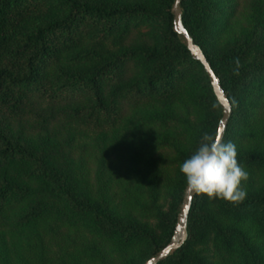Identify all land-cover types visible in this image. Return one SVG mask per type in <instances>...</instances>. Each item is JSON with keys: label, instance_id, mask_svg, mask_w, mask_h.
I'll list each match as a JSON object with an SVG mask.
<instances>
[{"label": "trees", "instance_id": "1", "mask_svg": "<svg viewBox=\"0 0 264 264\" xmlns=\"http://www.w3.org/2000/svg\"><path fill=\"white\" fill-rule=\"evenodd\" d=\"M175 1L0 0V264L13 255L46 264L54 247L145 264L171 242L187 188L171 167L192 155L184 137L197 149L223 116L203 65L174 30ZM182 9L233 107L223 141L235 143L245 169L264 170V0H183ZM242 14L248 25L223 42ZM143 109L142 123L158 127L150 149L103 143L95 157L78 143L92 135L102 145L105 130ZM155 144L174 153L155 157ZM121 161L135 195L127 187L117 197L105 181ZM250 187L240 204L196 193L188 240L162 264H264V188ZM170 189L169 216L159 202Z\"/></svg>", "mask_w": 264, "mask_h": 264}, {"label": "rangeland", "instance_id": "2", "mask_svg": "<svg viewBox=\"0 0 264 264\" xmlns=\"http://www.w3.org/2000/svg\"><path fill=\"white\" fill-rule=\"evenodd\" d=\"M247 20L246 15L242 14L236 19V21L233 23V26L229 30L228 34L224 37L223 42L229 41L233 36H236L238 33H240L242 27L247 26ZM191 112V110H190ZM145 114L146 109H143L141 112H139L138 117H132L127 122L124 123L122 127L119 128V130H105L103 132V140L100 141L102 145L95 146V143L97 142L96 139H93V136H86L82 135L78 138L79 144H86L87 147L90 149L91 153H94L95 157L98 156V154H101L100 149L103 147V143L106 145H110L113 143L123 142L124 147L128 148L130 146H133L136 148V150L140 151L143 148L150 149L151 140L153 139V134L158 131V127H149L148 125H144L142 121H145ZM192 118L194 119V115H192ZM137 126H140L141 129L137 130ZM156 128L157 130H154ZM193 139L192 136L184 137L183 139V145L184 150L187 153L193 154L197 149L198 143L196 141H191ZM160 140V139H159ZM162 140V139H161ZM159 149H153V155L155 157H160L161 155H165L166 153L172 154L174 153V150L172 148H160L161 145L157 146ZM101 147V148H100ZM111 160L108 163L111 164L112 161L115 159V156L113 154L110 155ZM177 157V156H176ZM95 159L91 160V179L92 182L95 183V173L97 170V165L95 162ZM114 163V162H113ZM126 162H115L112 166V168L109 171L105 172V181L110 183V188L112 194L118 197V195H124L125 192L128 189H132L131 195H135L136 193L133 192L135 190V180L132 176L129 175L128 172H126ZM180 165L174 164L171 167V173L172 176L175 179H178V176L180 174ZM247 170V169H246ZM250 174L249 180L247 182H242L243 186L247 189L251 188L250 186L255 187V189L259 190L264 188V170H247ZM132 184V185H130ZM130 192V191H129ZM175 192L174 189H170L169 191L164 193V197L160 200L159 205L162 208V211L166 213V215H171V208L173 205V193ZM138 195V194H137ZM181 210V208H180ZM179 210V212H180ZM137 216L140 218V220L144 223H149L152 227H156L159 224V220L153 216L149 215L148 217L141 216L139 212H136ZM175 234V232H174ZM173 234V236H174ZM22 254V257H24L26 260L30 259L29 254L26 252L25 248H21L20 251ZM136 256H140L141 252L137 249L134 251ZM73 255V256H72ZM75 258L79 259L80 261H76L77 264H111L118 261L116 255L114 257L108 256V261H102L101 259H89L83 255L80 254V252L76 250H72L66 254L64 251H62L58 247L52 248V250L46 255V264H59L60 261L64 260L67 262H70V260L75 261ZM12 264H20L18 263L17 256L13 255ZM147 263V262H146ZM145 263V264H146ZM29 264H40L39 261L33 262L29 261Z\"/></svg>", "mask_w": 264, "mask_h": 264}, {"label": "clouds", "instance_id": "3", "mask_svg": "<svg viewBox=\"0 0 264 264\" xmlns=\"http://www.w3.org/2000/svg\"><path fill=\"white\" fill-rule=\"evenodd\" d=\"M234 75H240L239 58L235 59ZM222 130L215 134L205 132L197 150L180 167L188 188L197 194L206 195L210 200L222 199L240 204L247 198L242 182L249 180V172L238 161L235 143H225Z\"/></svg>", "mask_w": 264, "mask_h": 264}, {"label": "water", "instance_id": "4", "mask_svg": "<svg viewBox=\"0 0 264 264\" xmlns=\"http://www.w3.org/2000/svg\"><path fill=\"white\" fill-rule=\"evenodd\" d=\"M182 1L183 0H176L173 6L174 30L179 36H181L185 40L188 50L190 51L192 57L203 65L209 77L214 93L223 109V116L220 120L218 129L222 130L221 135L224 140L228 130L229 122L233 115V107L227 95L225 94V91L222 88L220 79L217 77L214 70L212 69L203 50L200 46L195 43L193 37L190 35V33L185 27L183 21ZM195 196L196 193L193 192L187 186L181 205V210L178 214L175 234L171 239V242L157 255L152 257L146 264H162L177 250L181 249L187 242L189 216L191 213Z\"/></svg>", "mask_w": 264, "mask_h": 264}]
</instances>
